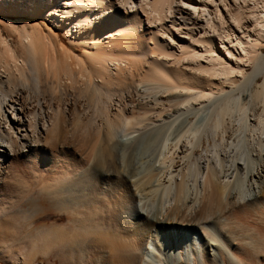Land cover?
<instances>
[{"label": "bare ground", "instance_id": "6f19581e", "mask_svg": "<svg viewBox=\"0 0 264 264\" xmlns=\"http://www.w3.org/2000/svg\"><path fill=\"white\" fill-rule=\"evenodd\" d=\"M0 12L44 17L82 48L81 60L73 55L81 74L71 71L79 75L75 87L70 81L76 93L71 96L84 99L89 108L102 95L110 101L112 93H119L114 94L116 86L135 93L142 88L143 96L174 112L131 146L119 140V124L146 126L152 119L144 105L130 111L118 107L88 135L84 159L91 164L81 175L75 172L86 164L74 161L65 167L62 156L59 164L36 168L41 219H52L47 213L52 210L65 214L57 220L67 221L41 229L37 248L43 259L109 264L101 250L75 241L84 229L115 228L127 239L128 264H264V0H0ZM36 26L18 33L20 57L0 39V117L8 99L14 116L17 110L26 116L31 134L47 123L43 142L51 143L66 119L84 133L91 118L88 113L83 120L75 111L78 100L65 116L38 98V93L45 95L39 92L45 64L52 74L50 80L46 75L52 95L60 71L70 76L72 65L61 62L63 56V65L54 55L43 56L44 38ZM255 83L258 87L251 90ZM18 92L27 109L19 104ZM106 105L102 110L108 113ZM184 113L195 120H179L173 128ZM27 133L23 144L28 138L40 141ZM203 137L208 156L201 164L197 153ZM8 140L0 137V158L1 144ZM156 142L153 158L148 154L149 160L131 167L132 152ZM212 219L221 220L225 230Z\"/></svg>", "mask_w": 264, "mask_h": 264}, {"label": "rangeland", "instance_id": "374dc122", "mask_svg": "<svg viewBox=\"0 0 264 264\" xmlns=\"http://www.w3.org/2000/svg\"><path fill=\"white\" fill-rule=\"evenodd\" d=\"M8 21L11 23V26L7 25ZM5 23H6V25H5ZM32 25L35 26L36 28H37L36 25H38V29L41 31V33L43 35V38H44L43 41L44 42L49 41L48 43L46 42L47 46L44 45L45 44L44 42H43L44 44L42 43L41 47L43 49L42 48L41 49L43 52V56L46 55V57L45 56L44 57L45 58L48 57V59L55 57L54 58L55 60L58 57V59H57L58 63H61V62L70 63L72 66L67 71L69 72V74L73 75L72 78H74L73 80H69V79H71V75L70 76L67 75L68 73H65L66 70H65V72L63 70H61L60 71L61 73L59 72L60 73L59 79L61 78V80L59 81L60 83L58 82L61 85H59V84L56 85L57 91H55V94L52 95L51 91H50V86H49V83H50L49 80H50V77L52 74L49 73L50 69H48V67H46L47 65L45 64L44 68H47L46 69L47 72L45 70L43 71L44 81L43 80L42 81L43 82L47 81V83L44 84L43 82H41L39 84V86L42 88L41 89L39 87L40 94L45 93V95L42 96V95H39V93H38V98H40V99L44 98L45 101H47V102L49 101L53 105V107L56 106L61 112L64 111V114L66 112L68 114L69 113L68 108L70 106L73 107V103H75V101L78 100L75 103L76 104L75 107H77L78 103H79V107H77V109L75 108V111H77L79 109L77 112L79 113V116L83 120H84L83 117H85L86 114L90 113V115L88 114L90 117L88 115H86V116H88V118H91V120L89 119L90 121L87 125L88 128L86 127L85 132L82 133L81 130L79 132V129H80L79 126H78V129H77V126H74V128H73V126H70V124L72 125V123H70L71 121L66 119L67 121L65 120V124H63V126L61 125L60 126L61 128H59V130H60L59 134L60 135L58 134L59 137L58 136L56 137V141L51 140L52 138L50 139L54 144L51 141H50L51 143H49V142L45 143V142H43V140H44L43 138L47 134V132L44 130L47 123L44 126L39 124V128L37 125V128L35 129L36 133L31 134L29 132V127L27 126L26 116L23 113H21L20 110L19 111L17 110V112H18L17 116L20 115V117L18 118L17 116H14V114L16 113V109L14 110L13 113L11 112V109L9 108L8 99L6 100V102L2 103L1 114H3V117L2 116L0 117V137L4 138V140L7 141L8 137L5 135V133H8L10 138H11L10 140H8V141H10L8 143L11 144V146H13V147L11 150V147L8 143L3 142L1 144V145H3V150L1 147V151H3L2 152L3 155L0 158V180L3 181V186H0V209L2 208L0 210V264H49V262L46 259H43V256H41V253L39 252V249L37 248L38 237L41 233L40 231L44 226L49 228L51 226L50 224L53 221H55V223L57 225H63L67 222L66 219H64L62 221L57 220V218L60 217L59 215L65 216L64 213L53 212L52 210H49L47 212L53 216L52 219H48V220L41 219L42 216H44V215H41V211H40L41 209L38 205L39 204L38 200H37L38 188H36V181H35L34 176H33L34 173H36V168H38L39 165H41L43 168H50V167L56 165V163H58V162L60 163L61 160L63 158H65L62 160V163L65 167H67V165H69V164L74 163V161L86 164L83 167V169H80V170L78 169V171L76 170V172H75V174L77 173L78 175L79 174L81 175L83 170L87 169L90 166L89 164H91L90 161H88V163H86L85 159H84L85 158L84 152L86 150L85 148L88 145V143H86V142L89 141V136L93 133L92 131L101 129L102 128L101 127L102 122H103L102 118L105 115L107 116V114H108V117L111 118L112 117L111 114L113 112H115V110H117L118 107L120 109L130 111V109H132V106L136 110V108H138L140 105H144V107H147V110H148L147 113H149V114L146 113L145 115H147L149 117V119L150 118L152 119L151 124H149V122H146V126L144 123H140L141 124L140 125L139 123L136 124L133 122L130 125L119 124V129H118V131H120L119 140H121V141H123L129 145L131 144V146L135 145L136 140L144 132H146L149 129L155 128L159 125H163L167 121L166 117L168 115H173V113H174V112H166L167 110L164 111L161 107L156 105L157 103L154 104L153 103L154 100L152 99L153 97H149V96L146 97V95L143 96V94H142L143 92H141L142 88H140L141 90L139 88H137V90L139 91V94H138V91H137V93H135L134 89H132L131 87H129L130 88L129 89L128 87L122 88V87H116V86L114 87L115 89L112 87L114 90V94H116L117 92H119V93H117L116 95H113V96H112V94H113L112 93L110 101H107L105 96L102 95L100 103L96 104L97 106L93 105L92 108H89V106H87L85 104L84 99L80 98L81 99L80 100L79 98H77L76 95H75L76 97L71 96L73 94H76V93H74L75 88H73V86L71 87V82L74 83V87H75V85L78 84V83L74 82V80H77V79H75V76H77L76 78H78L79 75L81 74L80 71L76 68L75 64H76L78 59L81 60V58H82V53H81L82 48L77 46L76 44L74 45L73 43L68 42L70 40L67 38V36L64 33H62V31H60L57 27L52 26V24H50V22H48L47 19L45 20L44 17L30 18L29 16H26V15H21V14L10 15V14H3L2 12H0V39L4 40L6 43H8L12 49H16L17 54H18L19 53V47L18 46H19V42H20V40H17L19 38L18 33L21 32L22 28H25L28 32L32 31V29H31ZM46 25L50 26L52 28L53 32L48 31L47 30L48 28L46 27ZM53 35L55 36V38ZM52 36L56 40V41L54 40L55 44L52 42L53 41ZM47 37H48V39H47ZM49 37H50V39L52 38L51 41L49 40ZM3 48L4 47L2 46L1 41H0V52H3L2 51ZM62 50L64 52L67 51L68 53L66 52L67 54H64V52ZM69 52L72 54L71 59H73L74 57H76L75 59H77L76 61H74L75 59H73V62H74L73 64L69 58L70 57ZM262 54H264V51ZM19 55H20V53L18 54V57H20ZM53 55H54V57H53ZM73 55H74V57H73ZM62 56H63V58H65V56H66V57H68V59L67 58L63 59ZM59 57H61L63 60L67 59L68 61H62V59H61V62H60ZM47 61H49V60H47ZM6 62L8 64H10V67H11V63H9L8 60ZM61 64L63 65V63H61ZM61 64H59V66ZM72 69H74L73 71H77L76 73L79 75L75 74V72H74V74H73V72L71 73ZM45 73H47V74H45ZM82 73L84 74V71ZM61 74H62V76H61ZM64 74H66V76ZM46 75L48 76L47 78L49 80H47ZM62 78L64 79V81H62L63 80ZM2 80L5 81V78H2ZM65 82H66V84H65ZM63 83H64V85H63ZM257 87H258V83L252 84L251 90H253ZM20 89H22V88H20ZM61 89H62V91H61ZM23 90H25V89L23 88ZM43 90H45V92H43ZM48 90H49V92H48ZM113 90H111V91L113 92ZM122 90H123V92L121 93ZM20 91L22 92V90H20ZM58 91H60V92H58ZM56 92L58 93L57 95H56ZM120 94H123V95H120ZM118 95H120V96L118 97ZM18 97H19V104L22 103V108L27 109L28 108V104H27L28 102L23 100L24 99L23 95L19 94V92H18L17 98ZM141 100L142 101L144 100V101L142 102ZM129 101H131V102H129ZM150 101L151 102L153 101L152 103L156 106H154ZM138 102H140V103L137 104ZM58 103L60 105H58ZM101 103H102V105H101ZM146 103L149 105V107L152 104L151 109L148 107V105ZM103 104L104 105L107 104L106 107H107V110H109L108 113H107V111L104 112L102 110L104 107ZM84 107H86V109H84ZM87 107L89 110H91V112H89ZM152 108H153V110H152ZM99 110L100 111L102 110L101 112H103L104 115L102 113L100 115ZM80 112H81V114H80ZM110 112H112V113H110ZM158 113L159 114L161 113L160 119L157 118V116L159 115ZM45 114H46V111H45ZM67 114H65V116ZM12 116H13V119H12ZM147 116H145V117L147 118ZM168 118L171 119L170 117H168ZM182 119H185L187 121L195 120V118L192 115H188V113L187 114L184 113L178 119V121H176V124L173 126V128L176 127L179 120H182ZM47 121L49 122V120H47ZM19 124H22L23 128L22 127L18 128ZM143 124H144V126H143ZM8 127H10V128L8 129ZM97 127L99 129H97ZM94 128H95V130H94ZM26 130L28 132L27 134H29V136L31 135L30 136L31 138L34 136L35 137L38 136L37 138L40 141L32 142V140L31 139L29 140V138H28L27 143L23 144L22 142L26 139V138H24V133H26ZM72 132H75V133H72ZM129 136L131 138H129ZM63 137H64V140H63ZM125 138H127V139H125ZM59 142H61V143H59ZM157 144H158V142H156V144L155 143L152 144L149 147H141V148L133 151L132 152L133 154H131V157H130L131 167H133V166L137 167L136 165L140 164L141 160H145V159L147 160L149 158L148 154L152 155V156H150V159L153 158V155H155L154 150L156 149V151H157V149H158ZM4 148H5V150H4ZM207 149H208V143L206 142L205 138L203 137L201 144L199 146L198 153H197L198 154L197 155L198 161L201 164L204 163L206 156H208ZM38 156H41V157H38ZM60 158H62V159H60ZM14 185H19L20 187H14ZM50 207H52L51 204H50ZM31 255H32V257H31Z\"/></svg>", "mask_w": 264, "mask_h": 264}, {"label": "snow or ice", "instance_id": "6c2138e0", "mask_svg": "<svg viewBox=\"0 0 264 264\" xmlns=\"http://www.w3.org/2000/svg\"><path fill=\"white\" fill-rule=\"evenodd\" d=\"M209 3H212V0H209ZM185 7H190V5L185 4ZM262 27H264V25H262ZM228 55H231V53H229ZM0 186H3L2 180H0ZM14 187L20 186L14 185ZM241 210L242 208L237 205L236 211ZM214 220L218 222L219 225L224 229L221 220L212 219L210 221ZM212 242L216 243V241ZM75 243L77 245H86L89 248L101 250L103 254L109 258V264H128V250L125 246L127 243V239L125 235L118 229H84V234L80 235L76 239ZM240 247L243 248V246Z\"/></svg>", "mask_w": 264, "mask_h": 264}]
</instances>
